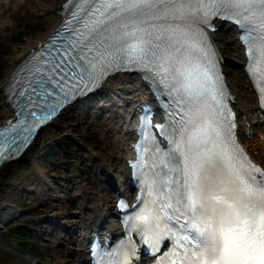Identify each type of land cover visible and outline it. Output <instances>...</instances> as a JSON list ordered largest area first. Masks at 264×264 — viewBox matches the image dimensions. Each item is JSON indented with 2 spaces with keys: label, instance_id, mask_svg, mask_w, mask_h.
Segmentation results:
<instances>
[{
  "label": "snow or ice",
  "instance_id": "1",
  "mask_svg": "<svg viewBox=\"0 0 264 264\" xmlns=\"http://www.w3.org/2000/svg\"><path fill=\"white\" fill-rule=\"evenodd\" d=\"M74 9L79 35L95 53L81 81L95 83L112 68L132 65L157 91L162 85L161 94L184 112L174 124L169 119L155 126L168 141L166 151L150 133V117L144 118L141 135L149 130V143L166 162L151 174L147 187L155 208L137 217L138 227L149 232L160 221H176L168 264H264V169L233 139L234 125L200 27H212L213 18L238 26L264 102V0H76ZM139 148L143 152L145 145ZM182 218L186 223L180 224ZM166 231L173 234L172 228ZM116 255L122 259L110 264H128L127 251Z\"/></svg>",
  "mask_w": 264,
  "mask_h": 264
},
{
  "label": "bare ground",
  "instance_id": "2",
  "mask_svg": "<svg viewBox=\"0 0 264 264\" xmlns=\"http://www.w3.org/2000/svg\"><path fill=\"white\" fill-rule=\"evenodd\" d=\"M62 2L63 0H56L55 2L38 1V4L42 7L41 11H45L44 14L51 13L48 15V18H52L51 23L49 28L37 36L36 40L27 43L24 48L19 50L11 58L8 71L3 80L0 81V123L14 117L12 109L9 107L10 105L5 102V97L3 95L4 87L7 85L13 70L30 50L35 48L36 44L45 40L58 26L61 16L58 13L55 14V12L60 8ZM5 3L6 0H0V4ZM18 6L20 9L24 7L21 3ZM45 26L46 23L43 22L41 27L44 28ZM225 34L230 35V37ZM215 38L225 58L226 64H233V61L229 58L228 45L232 46V48L238 51L239 55L242 56V51L238 49L236 41L233 40L234 34L228 26L222 25L215 34ZM124 77L125 76H116L112 78L118 81L120 85H123L122 88H125L126 91L131 89V94L126 97L128 101L124 109L120 104L116 105L106 98V96H103L113 92L112 88H115L113 84L114 81L106 82L97 95L80 102L78 106H76V109L80 108L82 105H84L83 107L89 108L92 124L99 129L104 141V153L107 157L105 155L101 157L103 155L102 153H98L92 149L88 151V160L91 162L93 176L101 181L102 187L107 180L108 182L112 179L117 180L119 184L118 191L126 194L128 191L125 185L124 173L126 172V166L124 159L129 156L128 141H130L132 137V131L129 128L128 122L133 112L134 103L139 97H146V95L145 90L137 78L133 76L129 78ZM229 80L236 90V86L232 83L231 77H229ZM126 84L127 86H125ZM255 102V98L250 96L248 102L245 103L242 101V97L237 94L236 107L242 115L252 116L255 110ZM86 104H88V106ZM57 122V120H54L52 124L42 129L32 146L27 149L19 159L1 167L0 226L8 222L17 221L23 210L29 211L33 216H46L58 222L57 220L64 215L69 199H73L67 197L66 194L64 195L59 184L54 180L56 174L61 173L60 168L54 165L44 164L38 159L34 152L35 146L38 143L51 140L55 135L54 132L61 130ZM244 125V122L241 121V126L243 127V129H241L242 132H249L248 135L244 136L243 142L245 147L251 151L257 150L258 152L252 156L255 161L260 162L262 158H264V140L261 142L259 136H264V132L261 129L259 130L257 126L251 127L249 125L247 127ZM26 160L31 164L30 168L21 166L22 162ZM112 167H114L116 171H114ZM23 187L31 191L33 199L29 206L20 208L17 206V194ZM75 192L74 199L77 202L78 208L81 210L78 215L81 226L75 227L73 222L69 221L71 225H66L67 230L65 233L68 237V242L64 247L67 249L65 253L66 258L73 260L74 264H81L83 260L87 258L85 240L90 236L92 230L98 229L100 224L102 222L104 223L106 214L110 217L107 226H104L106 230L112 232L116 231L117 224L111 217L113 209L110 206L109 200L90 190L89 187L86 186L83 176H81ZM69 222L67 224H69ZM74 228L75 230L73 231ZM21 261L23 264H69V261L66 260L57 261L55 263L50 260L42 262L41 260L31 259L28 256H23Z\"/></svg>",
  "mask_w": 264,
  "mask_h": 264
},
{
  "label": "rangeland",
  "instance_id": "3",
  "mask_svg": "<svg viewBox=\"0 0 264 264\" xmlns=\"http://www.w3.org/2000/svg\"><path fill=\"white\" fill-rule=\"evenodd\" d=\"M38 1L55 2L56 0H6L5 4L0 5V81L3 80L8 71L11 58L19 50L24 48L27 43L36 40L38 35L49 28L52 18H48V15L51 13L44 14L45 11H41L42 7L38 4ZM20 3L24 6L23 9L19 8L18 5ZM43 22L46 23L44 28L41 27ZM229 56L236 63L240 61L237 53L232 51L231 47ZM226 68V72L228 75H231L243 101L248 102V98L252 96V92L249 90L241 73H239L236 66L229 65ZM116 87H120V85ZM116 92L121 94L120 91L116 90ZM112 96L117 97L118 95L113 93ZM76 111L79 112V110L66 112L59 117L57 124L61 127V130L55 131V135L51 140L38 143L35 146V155L44 164L54 165L60 168L61 173H57L54 180L59 184L60 189L67 197L75 194L76 183L74 182L75 178L73 174H81V176L84 175L86 177V183L91 190L110 200L113 194L107 187L100 191L98 185L95 184L94 178L91 177V170L86 166L90 165L87 161L89 150L92 149L98 153H102L103 155L101 157L105 155V146L101 133L92 124V121L89 116H86V113L79 114ZM253 116L256 119V114ZM259 127H263L262 124H259ZM50 145L54 149V155L51 159L44 160L41 156L45 148L50 147ZM72 145L76 147L72 149ZM24 163L25 167H31L28 161H24ZM112 168L114 169V167ZM27 192L31 191L24 189V187L18 192V207L23 208L29 206L31 203L33 199L32 193H28L26 195L27 197H23V194ZM79 212L80 210L74 201L71 203L68 202L63 217H60L57 221L63 225L69 221L78 223L76 216ZM45 217L33 216L26 210L18 218L19 222L22 221V223H25L30 228L31 233L29 235L30 237L28 236L30 238L28 243L30 247H35L34 250L32 248H20L18 246L19 242L16 239H13V241L8 240L4 230L0 231V240H4V243L14 250L21 249L20 254L28 256L31 259L41 260L42 262L50 260L54 263L57 261L60 262L61 260L69 261L70 259L65 256L66 249L59 247L60 244H66L68 242L64 236L65 234L60 232L58 230L59 228H55L53 224L46 223L44 221ZM11 225L4 224L2 226L7 228ZM4 253L11 255L9 251L0 246V264H14L16 261L15 258H11ZM68 263L72 264V260Z\"/></svg>",
  "mask_w": 264,
  "mask_h": 264
},
{
  "label": "trees",
  "instance_id": "4",
  "mask_svg": "<svg viewBox=\"0 0 264 264\" xmlns=\"http://www.w3.org/2000/svg\"><path fill=\"white\" fill-rule=\"evenodd\" d=\"M49 153L50 152H47V154H45L47 158L49 157ZM10 232L12 235H16L18 238L24 239L22 237H23V234L26 233V229L20 226H17V227L15 226L11 228Z\"/></svg>",
  "mask_w": 264,
  "mask_h": 264
}]
</instances>
